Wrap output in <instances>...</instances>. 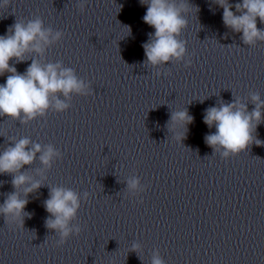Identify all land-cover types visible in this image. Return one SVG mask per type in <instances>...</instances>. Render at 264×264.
Returning <instances> with one entry per match:
<instances>
[{
	"label": "clouds",
	"instance_id": "obj_1",
	"mask_svg": "<svg viewBox=\"0 0 264 264\" xmlns=\"http://www.w3.org/2000/svg\"><path fill=\"white\" fill-rule=\"evenodd\" d=\"M146 6L143 22L154 28V33H149V40L142 45L146 57L145 63L154 67L166 65L173 60L183 61L185 67L191 65V60L184 61L186 55V42L178 39L187 27L185 14L190 11L188 0H140ZM214 4L223 9V23L226 28L234 33L242 34L244 45L252 46L258 41L264 42V29L257 27V18L264 24V0H242L240 3L231 4L229 0H214ZM10 0H2L0 8H7ZM81 12L85 3H78ZM235 8V12L232 10ZM130 33V28H128ZM64 36L63 31H53L45 28L40 18L16 21L9 27L5 35H0V76L6 73L4 84H0V116H7L20 123H27L38 116H44L50 107L56 112H64L69 104L60 99L62 95L70 98L72 93L88 95V85L79 79L71 68H64L60 63H47L41 65L33 59L26 72H17L16 67L10 64L13 59L16 63L25 60L26 53L34 51L43 53L44 45L60 41ZM59 94V95H57ZM56 96L53 105L50 97ZM254 108L249 111L246 104L233 100L231 103H222L219 106L205 110L204 123L216 131L205 136V143L213 153L227 159L245 151L251 144L261 145V141L254 137L256 127L264 122L262 111L264 100L259 94L251 95ZM192 117L187 110L174 112L171 116L173 127H186L192 122ZM184 135H177L176 139L183 141ZM31 145V147H29ZM41 164L50 168L53 160L62 158L60 151L52 145L43 149L39 143H32L28 137L15 141L0 152V175H11V185L14 189L6 195L0 204V216L9 224H23L24 217H31L25 212L29 203L27 196L41 187L39 181H32L22 169L31 165L37 158ZM23 187L25 198H21L19 190ZM130 190L139 189L137 178L128 181ZM89 194L84 193L87 201ZM81 206L80 195L63 187H52L44 207L49 214L45 221L46 227L59 235L57 246H62L72 235H79L82 231L79 225L73 226L71 221L76 218ZM139 245L133 244L132 251H138ZM152 264H165L157 253L152 258Z\"/></svg>",
	"mask_w": 264,
	"mask_h": 264
}]
</instances>
